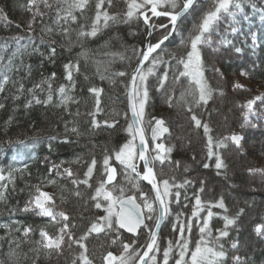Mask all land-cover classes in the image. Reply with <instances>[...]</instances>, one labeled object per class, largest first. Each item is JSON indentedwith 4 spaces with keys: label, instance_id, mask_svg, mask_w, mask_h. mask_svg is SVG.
Returning a JSON list of instances; mask_svg holds the SVG:
<instances>
[{
    "label": "trees",
    "instance_id": "1",
    "mask_svg": "<svg viewBox=\"0 0 264 264\" xmlns=\"http://www.w3.org/2000/svg\"><path fill=\"white\" fill-rule=\"evenodd\" d=\"M213 2L197 0L194 10L180 23L179 31L157 50L163 62L156 66L155 74L147 80L149 98L145 105L146 139L152 148L147 121L152 117L163 119L169 128L163 142L172 149L169 161L164 165L158 162L155 164L157 180L168 179L170 184L190 182L179 189V203H171V214L166 216L158 244L163 249L169 240L176 238L173 224L176 223L177 213H182L181 221L190 217L195 195H199L206 203H215L222 196L227 212L215 207L211 209L214 216L209 226L213 235L217 229L223 228L224 215L236 216L240 209H244L236 224L229 228V235L221 241L227 253L224 264H233V256H240L246 264H264V235L255 231L257 225H264V103L257 100L253 109L255 114H250L247 120L244 117L247 109L241 107L257 96L264 97V0H244L243 10L236 14L235 19L228 16L222 18L213 34V44L202 49L205 77L214 90L219 89L223 94L214 91L208 104L197 109L196 113L209 124L214 141L233 134L241 137L239 146L227 141L226 147L216 149L223 159L222 169L215 168V157H207L203 129H196L190 114L176 103L180 93L188 88V79L182 77L179 82L174 81L178 66L171 55H184L181 40L187 38ZM49 3L53 5L51 9L40 4V10L45 15L42 19L38 17L29 30L27 25L32 13L22 7L27 5V0H0V9L7 15V19L0 18V82L4 76L8 77L4 91L0 92V103L4 105L0 108V168L4 177H11L1 191L6 199L0 201V225L9 224L12 229L45 227L49 233H55L59 225L49 223L48 218L34 211H22L34 190L33 186L42 181L46 183V178L51 177L56 181V190L51 193L55 199V211H64L70 217L71 223L76 225L72 232L78 237L93 220L104 215L103 209H96L89 197L94 193L97 182L102 179L105 149H117L130 139L126 131L130 123L126 85L137 63L133 50L145 46L147 29L142 19L125 22V0H112V6L109 8L106 3L105 8L111 14L118 13V19L109 21L107 27L101 23L95 37L78 38L81 25L89 30L95 17L96 0H90L82 14L75 13L77 22L66 25L70 32L69 37H65L54 23L56 8L60 5L56 0H49ZM153 21L157 24L167 23L164 18H153ZM230 25L237 27L238 31L231 32ZM47 27L54 31L46 34L42 29ZM163 34V29L154 30L151 43H156ZM222 39L231 43L221 44ZM53 40L54 45L51 43ZM51 47L56 48L54 55L51 54ZM69 61L79 64V72H73L75 88H69L67 94L71 100L65 107L60 103L61 98L56 90L61 84L69 85L64 69ZM97 62H101V71L107 66L108 70L103 72L104 79L97 73ZM150 66L151 58L144 66L145 70ZM213 66L219 69V73L212 71ZM121 71L129 75H115ZM165 71L169 74L168 80L165 88L158 91V77ZM52 73L56 74L52 81L53 98L50 103H44L49 90L42 81ZM236 83L243 85V88H233ZM35 85L41 87L36 88ZM90 87L102 89L99 96L101 111L95 115L100 124L98 128L92 127V116L89 115L95 111L96 106L95 94L88 91ZM168 94L173 95L172 107L165 102ZM34 97L41 103L37 104ZM29 101L32 102L31 106L26 108ZM106 120L110 124L114 121L118 123L115 127H108L104 124ZM74 127L78 133L71 131ZM92 157L97 160L93 178L89 180L92 187L73 184V180L84 179L83 174ZM61 162L64 163L60 171L71 168L73 176L57 175L55 170L49 171L53 164L60 165ZM204 164L209 167L205 168ZM116 166L118 179L115 184L124 187L126 195L138 196L139 191H143L150 198L153 197L149 186L140 180L139 191L127 183L122 167ZM250 168L262 171L253 174L249 172ZM76 190L81 193L80 197L73 195ZM137 202H140L139 199ZM205 215L206 211L201 213V216ZM8 232V229L0 227V237H5L0 240V261L4 264H33L34 261L35 264H72L80 251L77 245H73L71 249L65 247L62 254L55 251L49 253L37 243L41 239L38 230L27 238L23 237L22 232L13 230L10 236ZM147 235V230L141 229L138 237L122 232L121 239L124 243L137 241L131 251L142 254L144 249L140 246L146 243ZM112 238V234L93 233L85 241L93 264H105L103 256L109 251L117 256L121 254V242L111 244ZM188 238L190 249H194L199 240L197 222H194ZM9 240L13 241L11 246ZM233 243H238V247L232 248ZM10 252L15 255L10 257ZM178 253L179 248L174 247L169 264H175ZM156 255L157 261H161L162 251ZM133 264L136 262L133 261Z\"/></svg>",
    "mask_w": 264,
    "mask_h": 264
},
{
    "label": "snow or ice",
    "instance_id": "2",
    "mask_svg": "<svg viewBox=\"0 0 264 264\" xmlns=\"http://www.w3.org/2000/svg\"><path fill=\"white\" fill-rule=\"evenodd\" d=\"M56 3L60 7L56 8V18L54 23L60 28L61 34L65 37H69L70 29L66 25L70 23H76L78 20L76 12L81 14L87 8L90 0H56ZM108 7L112 6V0H96L95 3V17L92 20L89 30H85V26L81 25L80 31L77 33L78 38L95 37L100 30L101 23L104 27L108 26L109 21H116L119 14H111L105 4ZM127 5V11L124 13L125 22L131 19H137L143 21L147 29V36L151 37L153 31L156 29H163L164 33L156 43H151L149 40L146 45L139 50L134 49V53L137 58V66L133 69L129 78L128 98L130 102L132 120L128 123L126 131L128 132L130 139H128L123 145L117 149L109 151L105 149V154L102 159V179L97 182V186L94 189V193L89 197L94 202L96 209H103L105 215L98 216L90 223L87 230L80 236H76L72 232V229L76 227L71 223L70 217L64 211H55V199L54 196L43 188L55 184V179L51 177L46 178V183L42 181L40 184L33 186V191L30 193V198L26 202L22 211H34L37 215L49 218V223L59 225L55 233H49L45 227L39 229H33L31 226L16 227L12 229L9 224L0 225L5 229H8V235L14 230L16 232H22L23 237L27 238L34 231L39 232L40 240L37 243L40 247L47 252L51 253L55 251L58 254H62L65 247L69 249L73 245H77L80 249L78 256L72 260V264H93L88 255V248L85 241L93 233L99 235L101 233L112 234L114 238L111 239V244H116L117 241L121 242L122 252L119 256L114 255L111 251L107 252L103 256L105 264H169V257L175 248H179L178 258L175 260V264H224L227 253L224 250V245L221 241L229 235V228L236 224L237 218L244 212V209H240L236 216L224 215L222 217L224 224L223 228L217 229L216 234L209 226V222L214 216L212 208L223 209L227 212V208L224 204V198L221 196L215 203L204 202L199 195L194 196L195 203L191 209V216L186 220L181 221L180 217L182 213H177L176 223L173 224V232L176 233L174 240H169L167 247L161 249L158 244V229L161 226V222L166 216L171 214V203H179L180 191L189 181H184L183 184H170L168 179L157 181V175L154 170L155 164L158 162L160 165H164L166 161L170 160L169 154L171 153V147H166L162 142L155 143L160 140L164 133H169V128L165 126V121L160 118L152 117L147 121V124L151 132V142L155 143V147L151 148L149 140L145 135V105L149 98L148 77L154 75V69L157 65L163 61L159 58L158 49L169 39L171 35L179 31V25L190 11H193L197 0H125ZM40 4H43L45 8L51 9L52 4L49 0H27V5L22 6L32 13V18L28 21V29L31 30L36 23L37 18H43L45 13L40 10ZM244 0H214L211 7L204 12L201 16L200 22L194 25L192 31L189 32L186 39L181 40V45L184 47L185 52L182 56L171 55V59L176 61L177 73L174 74V81L179 82L180 79H188V88L180 93L179 100L176 103L180 104L189 114L190 120L196 129H203L204 136L206 138L207 157H215V168L220 170L224 167L223 159L217 153L216 149L226 147V142L231 141L233 144L239 146L241 137L233 134L229 137H225L221 140L214 141L211 135V128L207 122H204L202 118L198 117L196 110L204 107L208 104L209 100L213 96L214 91H218L221 95L223 92L219 89L214 90L208 83L205 77V64L202 57V49L204 46H211L213 44V34L216 31L218 22L225 16L236 18V14L243 10ZM167 18V23L157 24L153 21V18ZM0 18L7 19V15L3 9H0ZM231 32L238 31L237 27L230 25ZM46 34L52 33L54 30L51 27L42 29ZM54 45L55 40L51 41ZM221 44H230L227 39H222ZM240 51L239 48L236 49ZM56 52L55 47H51V54ZM157 53L156 56H153ZM151 58V66L146 70L144 68L145 62H149ZM97 73L101 75V79H104L103 72H106L107 66L103 67L101 71V62H97ZM65 79L69 82L68 86L61 84L56 90L60 95V103L67 106L71 97L68 96L69 88H75V82L73 78V72H79V64L69 61L64 65ZM182 69V70H181ZM212 71L219 73V69L212 67ZM30 74V73H29ZM243 74V73H242ZM117 76H127L126 72H117ZM168 72H163L162 76L158 77L157 90H163L165 83L168 80ZM56 74L52 73L50 77L42 81V84H47L49 95L44 103H50L52 101V81L55 79ZM87 79V77H85ZM8 82V77L4 76L3 81L0 82V92L4 91V84ZM39 88L41 85H35ZM233 88H243V85L236 83ZM23 90L21 85L20 91ZM32 91V89H29ZM89 92L95 94L96 106L95 111L89 113L92 116L91 124L93 128L100 127V124L95 119L96 112L101 111L100 105V93L102 89L96 87H90ZM174 91V90H173ZM35 99V97H34ZM259 100L264 103V97L257 96L252 100L247 101L245 105L241 107L246 108L244 113L245 120L249 115H254V105ZM37 104L41 103L39 99H35ZM75 102V101H73ZM165 102L169 107L173 106V95L168 94L165 97ZM31 101L25 105V107L31 106ZM4 105L0 103V108ZM78 114V113H77ZM126 115V114H125ZM118 121L109 123L107 120L104 124L108 127H115ZM67 130V125L65 126ZM72 132L78 133L77 128H72ZM52 139H55L53 137ZM138 140V143H137ZM141 161L143 170L136 161ZM60 165L53 164L49 171H56L57 175H64L71 177L73 172L71 168H64L63 172L60 171L62 167ZM97 165V160L92 157L91 162L87 166V170L84 172V179L73 180L75 185H86L91 188L92 185L89 180L93 178L94 170ZM122 167V173L127 183L132 184V187L139 191V180L147 181L151 185L150 191L154 192L153 197H149L148 193L139 191V195H126L124 187H118L114 181L117 179V166ZM204 167H209L208 164H204ZM262 170L249 169L250 173L255 174ZM5 177L0 170V181ZM11 180V177H9ZM137 181V182H134ZM6 187V186H5ZM176 191L173 192L172 189ZM203 192V188L200 189ZM73 195L80 197L79 190L73 192ZM3 192H0V201L5 200ZM139 199L140 202H137ZM206 211L205 216H201V213ZM151 222V223H149ZM194 222L198 223L199 228V240L195 243L194 249L189 247L188 234L191 233ZM19 223V222H15ZM147 230V241L141 245L144 249L142 254L139 251H131L133 244L124 243L121 239L122 230L127 233H131L139 236V230ZM255 231L258 234L264 235V225H257ZM5 237H0V240ZM13 241L9 240V244ZM2 247V245H0ZM19 247V244H16ZM238 243H233L232 248H237ZM162 251L161 261H157V253ZM14 252H10L9 256H14ZM138 258V259H137ZM233 264H246V261L240 256L232 257ZM0 264H4L0 261ZM35 264V261L33 262Z\"/></svg>",
    "mask_w": 264,
    "mask_h": 264
},
{
    "label": "water",
    "instance_id": "3",
    "mask_svg": "<svg viewBox=\"0 0 264 264\" xmlns=\"http://www.w3.org/2000/svg\"><path fill=\"white\" fill-rule=\"evenodd\" d=\"M161 18H164V17H161ZM164 19H167V18H164ZM171 36H172V35H171ZM171 36H170V37H171ZM170 37H169V38H170ZM150 39H151V37L146 36L145 45H146V43H147ZM146 63H147V62H145V65H146ZM145 65H144V66H145ZM136 66H137V63H136V65L134 66V68H136ZM134 68H133V69H134ZM133 69H132L130 75L132 74ZM129 78H130V77H129ZM128 84H129V81H128ZM127 108H128V114H129V118H130V122H131V120H132V116H131L130 102H129V98H128V88H127ZM167 134H168V133H164L163 136H162V138H161L160 140L156 141L155 143H158L159 141H161V140L163 139V137H164L165 135H167ZM150 137H151V132L149 131V139H150ZM150 141H151V139H150ZM137 143H138V140H137ZM155 143L152 142V144H153L154 146H155ZM136 163H137L138 165H140V164L142 165V162H141V161H138V160H137ZM142 167H143V165H142ZM117 179H118V174H117ZM117 179H116V181H117ZM116 181H114L113 183H116ZM140 181L146 183V184L149 186V188L151 189V185L148 184L147 181H143V180H140ZM157 181H158V180H157ZM152 194H153V196L155 195L154 192H152ZM165 220H166V217H165V219L161 222V226H160V228L157 230V231H158V237H159V234H160L161 228H162V226H163ZM122 232H123L124 234H126V235H129V236H132V237H136V235L131 234V233H127V232L124 231V230H122ZM143 251H144V250H143Z\"/></svg>",
    "mask_w": 264,
    "mask_h": 264
},
{
    "label": "rangeland",
    "instance_id": "4",
    "mask_svg": "<svg viewBox=\"0 0 264 264\" xmlns=\"http://www.w3.org/2000/svg\"><path fill=\"white\" fill-rule=\"evenodd\" d=\"M150 131V130H149ZM166 136V135H165ZM164 136V137H165ZM238 136V135H237ZM164 137H163V139H164ZM163 139L161 140V141H159L158 143H160V142H162V143H164L163 142ZM151 142V141H150ZM151 144H152V142H151ZM152 148H154L155 146L152 144ZM17 158H19V157H17ZM141 165V164H140ZM0 170H2L1 168H0ZM9 180V178L8 177H5V179L4 180H2V181H0V192L2 191V189H4V186H5V184H6V182ZM56 190V185L55 184H52V185H48V186H46V187H44L43 188V191H46V192H48V193H52V192H54ZM104 215H105V213H104ZM49 219V218H48Z\"/></svg>",
    "mask_w": 264,
    "mask_h": 264
},
{
    "label": "flooded vegetation",
    "instance_id": "5",
    "mask_svg": "<svg viewBox=\"0 0 264 264\" xmlns=\"http://www.w3.org/2000/svg\"><path fill=\"white\" fill-rule=\"evenodd\" d=\"M140 166V169H141V171L143 170V167H142V165H139Z\"/></svg>",
    "mask_w": 264,
    "mask_h": 264
},
{
    "label": "bare ground",
    "instance_id": "6",
    "mask_svg": "<svg viewBox=\"0 0 264 264\" xmlns=\"http://www.w3.org/2000/svg\"><path fill=\"white\" fill-rule=\"evenodd\" d=\"M166 42V41H165ZM147 64V63H146ZM144 183V182H143ZM145 185H147L146 183H144ZM148 186V185H147ZM151 193H152V191H151ZM152 196H153V194H152Z\"/></svg>",
    "mask_w": 264,
    "mask_h": 264
}]
</instances>
